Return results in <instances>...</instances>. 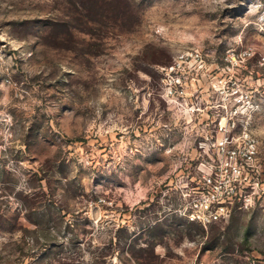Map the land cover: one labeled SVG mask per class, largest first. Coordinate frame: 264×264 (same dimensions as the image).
Listing matches in <instances>:
<instances>
[{
  "label": "rangeland",
  "instance_id": "1",
  "mask_svg": "<svg viewBox=\"0 0 264 264\" xmlns=\"http://www.w3.org/2000/svg\"><path fill=\"white\" fill-rule=\"evenodd\" d=\"M228 137L252 193L203 227ZM0 264H264V0H0Z\"/></svg>",
  "mask_w": 264,
  "mask_h": 264
},
{
  "label": "built area",
  "instance_id": "2",
  "mask_svg": "<svg viewBox=\"0 0 264 264\" xmlns=\"http://www.w3.org/2000/svg\"><path fill=\"white\" fill-rule=\"evenodd\" d=\"M174 70L175 66L171 71ZM163 71L169 73L168 68H163ZM182 82L180 76L172 77L165 95L174 97ZM229 141L230 137L217 142V153L223 152L222 160H216V164L214 160L200 163L196 176L191 177L181 197L184 201L181 215L203 227L229 218L237 202L240 208L249 202L250 191L244 186L246 180H242L251 176L248 165L254 153L250 152L247 142Z\"/></svg>",
  "mask_w": 264,
  "mask_h": 264
},
{
  "label": "trees",
  "instance_id": "3",
  "mask_svg": "<svg viewBox=\"0 0 264 264\" xmlns=\"http://www.w3.org/2000/svg\"><path fill=\"white\" fill-rule=\"evenodd\" d=\"M251 175H252V172H251Z\"/></svg>",
  "mask_w": 264,
  "mask_h": 264
}]
</instances>
